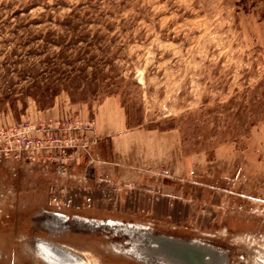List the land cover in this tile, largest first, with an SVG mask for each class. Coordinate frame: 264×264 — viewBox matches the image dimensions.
Returning a JSON list of instances; mask_svg holds the SVG:
<instances>
[{
  "label": "rangeland",
  "instance_id": "1",
  "mask_svg": "<svg viewBox=\"0 0 264 264\" xmlns=\"http://www.w3.org/2000/svg\"><path fill=\"white\" fill-rule=\"evenodd\" d=\"M45 87L58 95L40 109ZM108 97L132 124L174 123L186 151L213 159L183 193L188 218L134 225L206 243L227 264H264V0H0V264H44L51 241L86 264L148 263L124 232L98 227L118 218L103 201L106 147L88 138L62 163L3 151ZM54 213L59 231L44 227Z\"/></svg>",
  "mask_w": 264,
  "mask_h": 264
},
{
  "label": "crops",
  "instance_id": "2",
  "mask_svg": "<svg viewBox=\"0 0 264 264\" xmlns=\"http://www.w3.org/2000/svg\"><path fill=\"white\" fill-rule=\"evenodd\" d=\"M90 118L93 145L106 147L107 159L100 167L107 193L103 201L112 209L118 207L117 213L110 211L117 214L116 221L144 225L188 218L190 198L183 193L213 173V159L203 151H186L177 129L128 127L116 97L97 104Z\"/></svg>",
  "mask_w": 264,
  "mask_h": 264
},
{
  "label": "built area",
  "instance_id": "3",
  "mask_svg": "<svg viewBox=\"0 0 264 264\" xmlns=\"http://www.w3.org/2000/svg\"><path fill=\"white\" fill-rule=\"evenodd\" d=\"M93 121L90 117L73 118L65 115L56 121H42L34 135L31 129L25 128L20 135L5 143L3 151L7 156L19 159L22 153H29L26 160L31 159L35 152H43L45 159L55 162L74 161V149L80 147L87 150L88 138L93 131ZM76 131V132H74ZM76 137L84 140L81 146L75 144ZM88 154V153H87Z\"/></svg>",
  "mask_w": 264,
  "mask_h": 264
},
{
  "label": "water",
  "instance_id": "4",
  "mask_svg": "<svg viewBox=\"0 0 264 264\" xmlns=\"http://www.w3.org/2000/svg\"><path fill=\"white\" fill-rule=\"evenodd\" d=\"M98 227L111 229L109 225ZM115 232H124L131 241L128 250L135 256L152 254L161 258L166 264H223L226 255L218 249H208L206 243L196 240H180L162 235H147L140 229H125L116 226Z\"/></svg>",
  "mask_w": 264,
  "mask_h": 264
},
{
  "label": "bare ground",
  "instance_id": "5",
  "mask_svg": "<svg viewBox=\"0 0 264 264\" xmlns=\"http://www.w3.org/2000/svg\"><path fill=\"white\" fill-rule=\"evenodd\" d=\"M52 216L56 217L55 221L53 224H50V223H45V226L49 231H59V229H62L63 227H61V225L59 226V224H61L62 222H60L59 220V215L54 213ZM57 218H58V221H57ZM58 222V223H57ZM86 223V222H85ZM92 224V222H91ZM98 225H103V226H106V225H109L111 227H115V226H119L120 228H125V229H140V230H143L144 233H146L147 235H162V236H165V237H170V238H173V239H179V238H176V237H172V236H169V235H163V234H155V233H152L150 230H148L146 227H143V226H140V225H134V224H131V223H124V222H119V221H111V220H103V221H99ZM87 226H90V225H87ZM115 231L117 230L114 229ZM180 240H183V239H180ZM52 242V241H51ZM47 243L45 242L42 246H43V249L45 251H48L46 252L45 254H38L39 257L41 258V260L43 261L44 264H86L87 262H84L83 258H82V254L75 251L73 248H68L66 246H64L65 248H68L69 251H66L64 249H62L63 245H60L58 243ZM196 242H198L196 240ZM202 243V242H200ZM59 246V247H58ZM208 249H215L214 247L210 246V245H206ZM61 247V248H60ZM76 254L79 255L80 258L77 259V261H75L74 259L77 258ZM50 258H49V257ZM137 257H139L140 259L144 260V261H147L148 263H155V264H166L161 258L159 257H156L152 254H149L148 256H144V255H137ZM55 260H52L54 259ZM64 259L65 262H60L58 261V259ZM80 259V260H79ZM139 259V260H140ZM222 262L223 264H227V256L223 259H222ZM147 263V264H148Z\"/></svg>",
  "mask_w": 264,
  "mask_h": 264
},
{
  "label": "trees",
  "instance_id": "6",
  "mask_svg": "<svg viewBox=\"0 0 264 264\" xmlns=\"http://www.w3.org/2000/svg\"><path fill=\"white\" fill-rule=\"evenodd\" d=\"M57 95H58L57 90H55L53 88L51 89L49 87H45L42 90V92L40 93L39 98L37 100L39 108L40 109H48V108L52 107V105L54 103V99ZM126 118H127V126L128 127H135V126L141 125L140 122H136L135 124H132L129 121V118L127 116V112H126ZM150 129H156V128H150ZM170 129H176V125L174 123H170V124L166 125L165 127L157 128V130H160V131L170 130ZM197 151H201V150H197ZM207 157H208V160L212 159L210 154H207Z\"/></svg>",
  "mask_w": 264,
  "mask_h": 264
}]
</instances>
